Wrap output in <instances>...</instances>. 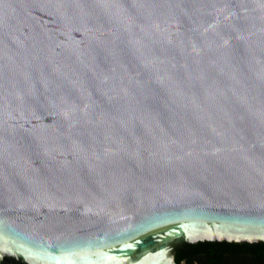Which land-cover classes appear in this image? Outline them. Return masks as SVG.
<instances>
[{
	"label": "water",
	"instance_id": "1",
	"mask_svg": "<svg viewBox=\"0 0 264 264\" xmlns=\"http://www.w3.org/2000/svg\"><path fill=\"white\" fill-rule=\"evenodd\" d=\"M264 242V0H0V264H178Z\"/></svg>",
	"mask_w": 264,
	"mask_h": 264
},
{
	"label": "trees",
	"instance_id": "2",
	"mask_svg": "<svg viewBox=\"0 0 264 264\" xmlns=\"http://www.w3.org/2000/svg\"><path fill=\"white\" fill-rule=\"evenodd\" d=\"M178 264H264V242L201 241L177 254Z\"/></svg>",
	"mask_w": 264,
	"mask_h": 264
}]
</instances>
